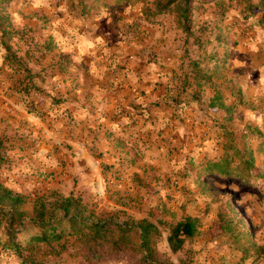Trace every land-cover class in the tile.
<instances>
[{"label":"rangeland","instance_id":"obj_1","mask_svg":"<svg viewBox=\"0 0 264 264\" xmlns=\"http://www.w3.org/2000/svg\"><path fill=\"white\" fill-rule=\"evenodd\" d=\"M0 1V51L28 73L4 62L3 68L19 73V91L25 89L20 103L40 120L34 126L27 118L0 114V183L25 197L29 211L38 197L72 193L102 225L47 244L23 240L18 252L0 245V264H252L241 260L233 233L264 247V149L258 134L264 137V84L247 76L264 74L260 0H196L185 22L173 5L156 12L167 0ZM3 29L14 37L2 36ZM95 59L103 81L120 73L145 82L153 74L162 101L155 122L142 112L140 120L123 126L100 173H71V147L63 146L61 155L60 148L47 146L53 112L66 113V101L79 107L90 101L74 93L76 72L89 73L84 61ZM54 67L62 73V94L46 93L38 84L53 77ZM30 93L46 97L47 112L27 101ZM221 103L235 108L229 113ZM231 142L253 152L251 184L199 178L209 161L227 155L237 163L234 150H227ZM89 178H101L103 188L90 192ZM185 217L198 218V232L173 253L168 226Z\"/></svg>","mask_w":264,"mask_h":264},{"label":"crops","instance_id":"obj_2","mask_svg":"<svg viewBox=\"0 0 264 264\" xmlns=\"http://www.w3.org/2000/svg\"><path fill=\"white\" fill-rule=\"evenodd\" d=\"M96 61L97 59L84 61L86 67L89 68V73H86L85 70L76 72V84L79 85V90H74V93L87 96L90 101H85L80 107L74 100L66 101L65 103L69 106L66 113L63 111L57 113V110L53 112L57 118L54 117L52 122L54 132L53 135L50 134L51 141L47 146L48 148L52 146L60 148L59 153L61 155L63 146L71 147V152L67 158L71 173L78 172L79 174L82 170H85L86 173H100L103 163L112 160L110 153L115 151L116 141L125 131L123 126L129 122L140 120L142 112L148 114L151 121L155 122L153 116H157L158 104L159 101H162L160 100L162 90L153 82L155 80L153 74L145 82H132L129 77L126 78L120 73L110 74L103 81V78L96 74L99 70L100 72L103 71V67L95 65ZM3 62V53L0 51V114L10 112L16 118H23L24 120L27 118L29 124L32 123L35 126L36 122H40V120L31 117L20 103V101H24V97L21 95L24 91H19L20 86L24 85L22 81L19 82L20 75L12 69H4ZM51 70L54 74L53 77L48 78L46 83H43V80H38V84L42 90L47 91H45L46 93L58 94L60 92L62 94L64 85L60 77L62 73L57 67ZM247 76L253 83L260 81L261 84H264V74L247 72ZM120 80L122 82L117 84L116 82ZM31 95V93L28 95L30 97L27 101L36 102L34 104L36 111L47 112V108L42 106L46 102V97H31ZM68 99L71 100V98ZM57 114H60L61 117ZM61 160H63L62 157ZM101 178L86 180L87 186L92 187L90 192L99 190H95V187L98 188L102 185Z\"/></svg>","mask_w":264,"mask_h":264},{"label":"trees","instance_id":"obj_3","mask_svg":"<svg viewBox=\"0 0 264 264\" xmlns=\"http://www.w3.org/2000/svg\"><path fill=\"white\" fill-rule=\"evenodd\" d=\"M194 1L196 0H167L165 3L158 4L156 12L172 10L171 5H173L179 19L185 22L188 19L187 15L191 8V3ZM198 1L203 2L205 0ZM3 3L4 1H0V5ZM257 7L264 12V0H260ZM3 32L2 36L6 35L10 39L14 37L5 29H3ZM225 59L226 55H223L219 63L223 65ZM6 63L21 70L22 73H28L27 69L22 67L16 58L11 55L7 54L4 56V64ZM26 92H30L29 89ZM219 108L231 113L235 105L226 106L221 103ZM258 134L262 138L259 148L264 149V137L260 133ZM231 146L232 142L228 145L227 150H234V156L238 159L237 163L234 164V161L227 155L218 162L209 161L206 163L203 173L199 174V178L202 176H214L244 185L251 184L254 178V175H252L255 161L253 152L249 148L238 150ZM26 204L27 200L25 197L13 193L12 190L0 183V245L2 250L18 252L22 249L23 240L34 245L38 243L47 244L52 241H59L64 236L78 234L84 229L95 230L102 226L87 211V206L81 198L74 196L72 193L67 196L51 193L46 197H38L34 201L31 211L25 208ZM234 214L238 217V213L234 212ZM241 223H243L242 219H238V224ZM198 224V218L192 217L181 218L169 224L167 242L173 253L180 251L187 241L196 236ZM147 231L148 228L141 229L142 238L145 241L148 240L147 238L145 239L148 234ZM19 235L23 239L20 240ZM233 236L236 246L242 253V261L251 259L252 264L264 262V247L257 246L248 237L245 239L246 243H243L244 239H242L243 234L241 233H233ZM250 251H253L254 256L249 255Z\"/></svg>","mask_w":264,"mask_h":264}]
</instances>
